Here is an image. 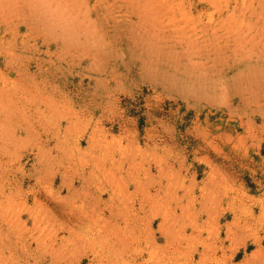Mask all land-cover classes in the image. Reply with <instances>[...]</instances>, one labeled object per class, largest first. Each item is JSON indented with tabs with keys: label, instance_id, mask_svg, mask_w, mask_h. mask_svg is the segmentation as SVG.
I'll return each mask as SVG.
<instances>
[{
	"label": "rangeland",
	"instance_id": "rangeland-1",
	"mask_svg": "<svg viewBox=\"0 0 264 264\" xmlns=\"http://www.w3.org/2000/svg\"><path fill=\"white\" fill-rule=\"evenodd\" d=\"M0 264H264V0H0Z\"/></svg>",
	"mask_w": 264,
	"mask_h": 264
},
{
	"label": "bare ground",
	"instance_id": "bare-ground-1",
	"mask_svg": "<svg viewBox=\"0 0 264 264\" xmlns=\"http://www.w3.org/2000/svg\"><path fill=\"white\" fill-rule=\"evenodd\" d=\"M35 200V199H34ZM60 205V204H59ZM58 205V206H59ZM57 207V206H56ZM61 207V206H60ZM58 209V208H57ZM62 210V209H61ZM110 214H112V213H110ZM66 215V214H65ZM74 218V217H73ZM67 221V220H66ZM63 222V221H62ZM67 225H66V227H67V230H68V232H69V234H72L73 232H72V228H81L80 227V225H79V221H78V218H74L73 219V221H71V219L70 220H68L67 222ZM60 225V224H59ZM136 228V227H135ZM124 230H126L127 229V227L125 226L124 228H123ZM137 229V228H136ZM166 229V228H165ZM33 230H36V228H34ZM168 230V229H167ZM65 231V230H64ZM75 232V231H74ZM127 232V231H126ZM128 232H130V231H128ZM168 232V231H167ZM76 233V232H75ZM79 233V232H78ZM122 233H123V231H122ZM77 234V233H76ZM109 234V233H108ZM123 234H125V233H123ZM131 234V233H130ZM129 234V235H130ZM134 234V233H133ZM73 236V235H72ZM85 236H89L87 233H86V235ZM100 237V236H99ZM116 237V240H115V242L118 244V243H122V242H124V236L123 235H121V236H119V234H117V236H115ZM81 238V237H80ZM70 239V238H69ZM164 239L166 240V242H167V240H168V234H165L164 235ZM81 240V239H80ZM11 241V240H10ZM80 243V242H79ZM123 244V243H122ZM11 245V244H10ZM169 245V244H168ZM24 247V246H23Z\"/></svg>",
	"mask_w": 264,
	"mask_h": 264
}]
</instances>
